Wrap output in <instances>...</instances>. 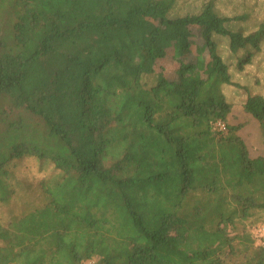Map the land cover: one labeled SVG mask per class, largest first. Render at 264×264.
Returning <instances> with one entry per match:
<instances>
[{
    "label": "trees",
    "instance_id": "16d2710c",
    "mask_svg": "<svg viewBox=\"0 0 264 264\" xmlns=\"http://www.w3.org/2000/svg\"><path fill=\"white\" fill-rule=\"evenodd\" d=\"M178 3L0 0V264H234L228 229L264 212V156L224 89L245 91L264 145V97L229 70L264 22L244 34L216 0ZM27 159L51 174L21 178ZM244 241L239 264H264Z\"/></svg>",
    "mask_w": 264,
    "mask_h": 264
},
{
    "label": "rangeland",
    "instance_id": "374dc122",
    "mask_svg": "<svg viewBox=\"0 0 264 264\" xmlns=\"http://www.w3.org/2000/svg\"><path fill=\"white\" fill-rule=\"evenodd\" d=\"M206 1L179 0L176 13L182 15L188 10H197ZM216 8L223 16L243 17L244 19L235 23L236 25L234 24V26L235 29L241 30L244 34L254 32L259 24L264 22V0H216ZM2 28L3 24L0 22V29ZM2 36L8 37V32H4ZM215 39L218 40L222 57L226 60V53H228L226 41L217 37ZM229 70L233 82L247 88L248 92L252 95L264 97V41L260 44L259 51L254 53L251 62L245 65L243 71H237L234 65H231ZM224 94L232 105L229 124L241 126L238 134L247 148L249 157L264 156V145L260 129L257 124L248 122V114L243 113V103L246 98L245 91L226 87ZM18 168L17 175L33 184L51 174L49 168L40 170L38 164L32 159L23 160ZM250 213L248 219L238 220L236 221L235 228L228 229L229 235L235 238L234 246L237 249L230 259V262L234 264H239L243 261V248L249 246L248 242L244 241L245 239H252V246L255 248L264 245L263 241L258 239V232L264 233V212L254 210ZM242 233L245 234L243 239H236V234L240 235ZM250 254V250H248L247 255L250 256Z\"/></svg>",
    "mask_w": 264,
    "mask_h": 264
},
{
    "label": "built area",
    "instance_id": "2783aa9c",
    "mask_svg": "<svg viewBox=\"0 0 264 264\" xmlns=\"http://www.w3.org/2000/svg\"><path fill=\"white\" fill-rule=\"evenodd\" d=\"M215 128L217 129V130H219V131H224L225 130V126H224V124L223 123H221V122H218V123H216L215 124ZM259 233V236H258V239L261 241H263V243H264V233H262V232H258Z\"/></svg>",
    "mask_w": 264,
    "mask_h": 264
},
{
    "label": "crops",
    "instance_id": "0c3cea01",
    "mask_svg": "<svg viewBox=\"0 0 264 264\" xmlns=\"http://www.w3.org/2000/svg\"><path fill=\"white\" fill-rule=\"evenodd\" d=\"M249 122H251V123H255L254 120H250ZM255 124H256V123H255Z\"/></svg>",
    "mask_w": 264,
    "mask_h": 264
}]
</instances>
